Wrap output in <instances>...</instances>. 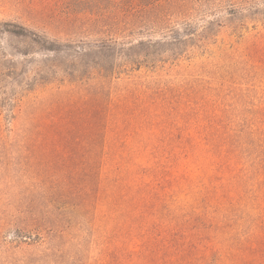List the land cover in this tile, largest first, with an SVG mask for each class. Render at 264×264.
I'll return each mask as SVG.
<instances>
[{
	"label": "rangeland",
	"instance_id": "rangeland-1",
	"mask_svg": "<svg viewBox=\"0 0 264 264\" xmlns=\"http://www.w3.org/2000/svg\"><path fill=\"white\" fill-rule=\"evenodd\" d=\"M183 2L0 0V264H122L162 234L213 264L264 237V0ZM110 153L135 155L111 208Z\"/></svg>",
	"mask_w": 264,
	"mask_h": 264
},
{
	"label": "trees",
	"instance_id": "trees-1",
	"mask_svg": "<svg viewBox=\"0 0 264 264\" xmlns=\"http://www.w3.org/2000/svg\"><path fill=\"white\" fill-rule=\"evenodd\" d=\"M121 1L122 7L124 6V10L133 9L135 12L138 10H158L164 6L171 5L172 3L178 2V0H118ZM188 0H184V4H186ZM124 4V5H123ZM184 33L192 32V29L184 28ZM180 31L173 32V37H179ZM177 40V38H174ZM164 43H155L149 42L144 43L140 42L136 46H132L128 50L123 49V53L121 57H124V61L130 67L138 66L141 64V59H146L148 61V56L144 55H129L130 52H135L136 50H140L145 46L155 47L162 46ZM104 49H108L111 51L110 60L113 62L116 60L117 53L113 46L110 44H106L103 47ZM88 51H84L80 54V60L82 58L87 57ZM75 67V66H72ZM104 70H101L103 72ZM120 70H116L112 68V70L108 71V74H117ZM74 75V74H73ZM72 77V76H71ZM120 110V108H118ZM121 113L122 110L120 111ZM134 154H115L110 153L107 155L109 164L114 163L117 159L120 161L116 166H113V171L117 173L115 178H112L111 175L108 179V185L105 191V200L107 201V205L111 207H119L122 202V193H126L128 190V183L130 178H132L135 173L130 170V165L132 164V160L134 158ZM154 158H157V154L152 155ZM93 174H97L96 170H93ZM264 176V170L261 167L252 177L248 178L249 180H255L256 177L260 178ZM259 188V193L256 194L255 200L260 205L263 200V192H264V183L257 182ZM101 186V183H99ZM100 188V187H99ZM124 196V195H123ZM148 237V236H147ZM146 237V238H147ZM187 237L186 234L181 235L180 237L177 235L166 234L165 236L157 235V237L149 236L147 240L144 242L143 251L138 253L130 252L125 253L123 256L122 264L127 261H133L136 258L139 259H147L151 264H211L208 263L207 256L204 252H202L199 248L200 242L195 241V237ZM144 239V237H142ZM239 242V241H238ZM238 245H233L231 249V253H228L229 256L223 255V262L220 259H217L213 264H225L224 262H228V264H264V237L260 238H248L242 241ZM208 250V249H207Z\"/></svg>",
	"mask_w": 264,
	"mask_h": 264
}]
</instances>
